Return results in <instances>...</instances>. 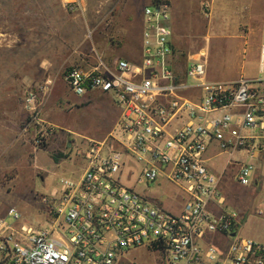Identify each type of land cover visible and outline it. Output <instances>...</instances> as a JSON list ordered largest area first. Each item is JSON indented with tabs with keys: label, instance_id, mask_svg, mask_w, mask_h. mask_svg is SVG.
<instances>
[{
	"label": "built area",
	"instance_id": "2783aa9c",
	"mask_svg": "<svg viewBox=\"0 0 264 264\" xmlns=\"http://www.w3.org/2000/svg\"><path fill=\"white\" fill-rule=\"evenodd\" d=\"M63 3L72 12L85 10L83 0ZM201 11L210 18L211 0ZM171 18L168 0L145 8L140 64L119 61L112 68L94 51L95 67L68 71L73 95L110 96L118 120L103 141H89L80 177L62 178L42 196L46 227L23 223L15 208L0 217V264H118L127 251L143 248L164 264H264V243L238 234L243 218L222 186L230 165L238 167L239 185L258 186L253 161L264 151V78L210 81L204 54L177 72ZM260 64L264 72V45ZM24 108L22 136L34 133L42 147L53 129L43 120L39 92L26 93ZM213 144L218 155L246 159L228 161L217 174L208 157ZM129 161L138 165L137 184L165 181L176 188L179 214L122 181L132 175ZM262 189L256 213L264 218V183Z\"/></svg>",
	"mask_w": 264,
	"mask_h": 264
},
{
	"label": "rangeland",
	"instance_id": "374dc122",
	"mask_svg": "<svg viewBox=\"0 0 264 264\" xmlns=\"http://www.w3.org/2000/svg\"><path fill=\"white\" fill-rule=\"evenodd\" d=\"M185 4L194 7L191 14H197L198 21L203 23L200 0ZM108 21L97 11L72 12L59 0H0V203L7 211L14 207L22 214L23 223L35 229L47 226L42 196L49 195L62 178H79L85 168L83 153L89 141H103L118 120L119 109L110 96L95 92L90 102H86L60 82L69 70L66 61L73 49H87L91 41L89 33L92 32L93 39L100 38L98 35L108 27ZM262 26L263 37L258 39L221 36V31L212 34L210 48L205 52L210 81H229L241 76L264 78L256 54L257 48L264 45V23ZM203 33L202 25L186 28L179 44L191 52L196 46L202 53L204 41L198 39L204 38ZM49 76L52 80L45 85L48 86L46 98L39 86ZM53 79L62 86L61 97L51 94ZM30 90L39 92L43 100V120L55 124L48 128L53 130L42 147L36 146L34 133L22 136L28 120L24 100ZM18 120L21 122L16 126ZM218 153L217 145L213 144L208 157ZM243 157L239 153L221 154L213 157L210 165L221 174L230 158ZM253 164L257 187L238 184L236 165L226 168L222 186L228 204L244 218L238 234L264 242V218L256 213L263 195L264 151ZM127 172L132 175L124 176L122 181L128 187L156 200L166 210L180 213L177 203L180 194L175 187L165 181L137 184L138 165L132 161ZM118 264H164V261L159 253L143 248L127 251Z\"/></svg>",
	"mask_w": 264,
	"mask_h": 264
},
{
	"label": "crops",
	"instance_id": "0c3cea01",
	"mask_svg": "<svg viewBox=\"0 0 264 264\" xmlns=\"http://www.w3.org/2000/svg\"><path fill=\"white\" fill-rule=\"evenodd\" d=\"M188 1L189 0H168L171 5V17H173L171 18L173 19V21L171 20V27L173 29L172 43L176 51L173 63L174 68L179 73H184L186 71L187 65L190 61L197 59L201 54L206 55L205 52H208L210 48L209 45L211 44L213 33L221 31V36H249L251 38L257 37V39L263 37L262 25L264 23V0H211L210 18H205L201 11L202 16L204 17L203 23L198 21L197 14H191V11H195V9L194 7L191 8V6L185 4ZM190 2H193V0H190ZM203 2L204 0H200V10L202 9ZM59 3H62L65 7L63 0H59ZM151 3L152 0H83V6L86 11H97L101 17H107L109 19V25L107 28L103 29L100 35H98L100 38L95 37L94 39H90L91 41L87 49H73L66 61L69 70L76 68L88 71L90 68L95 67L97 65V59L94 51L99 52L104 57L106 65L112 68H116L119 61L140 64L142 59L144 10ZM198 25L204 26V38L198 39L199 42L204 41L205 49L202 48V53L198 52L196 46L193 49L194 52H191L187 51V48L179 44L180 40H182V34L185 29L189 27H196ZM260 49L261 47L257 48L256 51L258 61H260ZM260 72L263 73L261 70V64ZM66 75L61 79V81H59L61 83H65L68 88ZM241 77L233 78L229 81L216 82L231 83L236 82ZM208 79H210V77ZM51 80L52 76H49V78L44 80L46 83L44 82L42 86H39L40 88H45L43 91L45 96L42 92L43 97L47 98L46 94L48 86L45 85H48V82ZM53 82L54 86L52 90L54 92L51 91V94L54 93L52 95L54 97L60 96L62 93V86L61 84L58 85V82H55L54 79ZM92 94L93 93L88 94L83 99H85L86 102H90ZM49 98L50 96L48 99ZM117 116H119V113L116 114V117ZM20 122L21 120L15 121V125L17 126ZM49 125L52 124L49 123ZM54 125L55 124L53 123L52 126ZM217 156L219 155L216 154L213 157ZM213 157H209L210 163L212 162ZM241 159H246V157ZM231 160H233V158H230L229 161ZM214 172L217 173L216 171ZM229 206L234 208L231 205ZM10 208L14 207H9L8 210ZM258 208L259 206L256 208V211ZM6 209L7 207H4V205L2 206L0 203L1 218L7 216L8 211Z\"/></svg>",
	"mask_w": 264,
	"mask_h": 264
}]
</instances>
